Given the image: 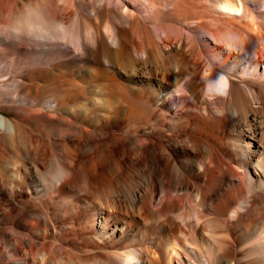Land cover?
<instances>
[{"label": "bare ground", "instance_id": "obj_1", "mask_svg": "<svg viewBox=\"0 0 264 264\" xmlns=\"http://www.w3.org/2000/svg\"><path fill=\"white\" fill-rule=\"evenodd\" d=\"M203 1L0 0V144L52 135L0 158V264H264V0Z\"/></svg>", "mask_w": 264, "mask_h": 264}, {"label": "rangeland", "instance_id": "obj_2", "mask_svg": "<svg viewBox=\"0 0 264 264\" xmlns=\"http://www.w3.org/2000/svg\"><path fill=\"white\" fill-rule=\"evenodd\" d=\"M18 1H19V6H21L23 8L25 0H18ZM177 1H179V0H177ZM192 1H193V3H192ZM192 1H190V0H182V2H184V4L189 6V7H190V4H193L194 6H196V8H194V11H197V12H198V10L201 7L204 6V8H205V6H206L203 0H192ZM198 3H200V5H201L200 7H199ZM257 24H259V25H257L258 31L262 32L261 31V29H262L263 32H264V23L261 20H258ZM230 25L231 26L228 25V26H225V27L221 26L222 28H220V31H222L223 33L226 34V33L231 32L232 30L234 31V29L238 30L239 28L236 27L238 25V27L240 26V27L243 28V29L241 28V30L239 29V31H242L243 34L244 33H247V34L250 33L249 30H247L248 29V22H246L247 28L245 27V22L244 21L238 22L236 26H234L235 24H230ZM43 83H45V84L43 85ZM37 84L38 85L41 84L42 86H46L47 85L46 81H43V82L42 81H38ZM4 101L5 100L1 97L0 98V114L5 115L9 119H15L16 113H17V110H16L17 104L13 103V101H10V103L9 102H4ZM133 104H135V103H133ZM263 109H264V107L262 109H260L262 111H259V114L257 115V119H258L257 121L260 122V126H261L262 129H264V123H263L264 122V114H263L264 110ZM252 118L254 119L253 115L249 114L248 115V120H253ZM20 124L24 125L23 127H25L24 128L25 129L24 133H25V136H26L25 139L20 144H16V145L11 146V147L5 146V145L2 146V144H0V153H2V154H0V155H2V156H0V158L3 157V158H6L7 160H9L12 157V153H39L45 147L47 149L50 148L49 146H50V143H51L50 140L52 139V135L50 133L41 132L42 129H43L42 127L44 126L43 123H41V122H38V123L34 122L33 123V122L21 121ZM5 150H7V151H5ZM92 153H98V152L95 149V150L92 151ZM103 153H108V152L105 151ZM3 154H4L5 157L3 156ZM1 164H3L2 168L4 167L5 170L4 169L1 170ZM12 170H13L12 168L9 169V167H7L4 163L0 162V173H1L0 176L4 180H10L9 179V174L11 173L10 171H12ZM24 180H25V182L30 183L29 177L24 179ZM5 200H7V194L0 195V209L4 206V204H6Z\"/></svg>", "mask_w": 264, "mask_h": 264}, {"label": "clouds", "instance_id": "obj_3", "mask_svg": "<svg viewBox=\"0 0 264 264\" xmlns=\"http://www.w3.org/2000/svg\"><path fill=\"white\" fill-rule=\"evenodd\" d=\"M14 32L19 33L18 29H13Z\"/></svg>", "mask_w": 264, "mask_h": 264}]
</instances>
